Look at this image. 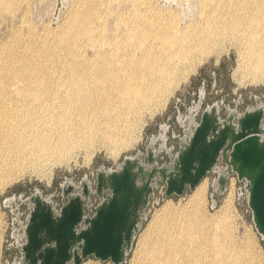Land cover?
<instances>
[{
	"label": "rangeland",
	"instance_id": "obj_1",
	"mask_svg": "<svg viewBox=\"0 0 264 264\" xmlns=\"http://www.w3.org/2000/svg\"><path fill=\"white\" fill-rule=\"evenodd\" d=\"M85 1L67 0L66 7L63 8V0H20L15 9H6L0 14V47L26 49L27 41L35 43L38 49L44 48V53L46 51V59L49 60L47 66H50L53 77L60 74L67 78L70 65L74 66L83 61L95 62L103 54L111 56L112 53L118 52V47L125 38V33L120 32V28L133 25L143 11L147 14L152 8L161 12L163 10L161 30L170 28L179 33H186L210 16V10L205 11V6L210 0H196V6L192 5L195 0H187L192 8L196 7L197 13L194 17H188L183 26V11L171 5L163 8L160 6V0H99L100 10L93 16L95 23L89 33L90 38L87 41L72 39L66 44L65 34ZM178 2L185 4V0ZM210 2L211 6L216 3L214 0ZM230 3L237 6L241 4L237 3V0H231ZM117 10H122V15L121 11L117 13ZM184 13L187 11L184 10ZM236 15L241 25L238 30L227 29L222 39L208 44L202 55L200 49L196 48L193 50L191 61L175 63L177 57L170 58V61L166 62L169 64L168 71L162 72L156 80L146 85L145 98L134 96L132 106L124 107L119 113L112 112L116 128L106 129L107 137L100 135L96 141L92 140L82 147L72 145V149L59 159H43L34 167L31 163L23 170L17 171L7 186L0 188V264L19 263L22 257L20 246L23 230L21 229L17 236L14 235L13 221L18 217L13 214L11 207L5 206L6 201L15 199L20 223L25 226L30 210L24 200L36 192H40L60 210L64 184L73 183L79 186L84 178H88L95 188L98 170H115L126 157L135 156L140 151L145 153L153 140L156 141V151H159L163 144L162 137L165 135L167 148L176 154L180 140L185 135L179 118L184 119L192 115L200 121L202 113L215 104L220 107L223 119L232 110L244 113L248 109L264 105V69L254 72L256 56L250 52L252 42L255 41L251 33L254 26L246 13L239 12ZM109 24L115 25L112 28ZM119 38L121 40L118 42ZM102 40L106 43L105 46ZM88 46L89 49L85 48ZM180 53L181 50L178 54ZM165 58L164 55L158 63H164ZM41 66L38 64L39 69ZM62 67L65 69H61ZM201 101V108L197 112ZM101 117L102 114L97 109L99 121ZM128 133L132 135L129 147L120 149L113 146L111 138L119 135L125 138ZM52 140L55 143L57 136ZM8 149V146L0 143L2 156L8 153ZM159 162L169 163L171 159L166 152H162L159 153ZM217 177V173L209 175L194 191L187 190L182 197L175 196L163 200L165 189L156 190L144 224L125 264H202L198 256H193L192 252L188 254V248L201 243L198 238L200 234L205 235L203 242L207 249L210 245L219 247V241L224 235L232 237L233 242H237V247L229 248L234 254L230 264H264V240L255 229L245 192L239 195V190H243L244 184L233 177L227 191L222 194L212 187ZM200 191L202 197L199 196ZM99 201V198L93 195L92 203L97 205ZM201 218H204V222ZM84 264L112 263L90 258Z\"/></svg>",
	"mask_w": 264,
	"mask_h": 264
},
{
	"label": "bare ground",
	"instance_id": "obj_2",
	"mask_svg": "<svg viewBox=\"0 0 264 264\" xmlns=\"http://www.w3.org/2000/svg\"><path fill=\"white\" fill-rule=\"evenodd\" d=\"M19 1L0 0V14L6 9H15ZM63 1L64 8L67 0ZM98 1L86 0L83 3L82 9L65 34L64 43L69 44L72 39L87 41L90 38L89 33L95 23L93 16L100 10ZM210 1L208 2L212 5ZM214 1L216 3L213 6L209 3L206 4L207 7L205 6V11L210 10L209 18L186 33L184 31L179 33L170 28H163L162 31L163 10L161 12L157 8H152L147 14L143 11L133 25L127 28L124 26L125 29L120 28V32L125 33V38L118 47V52L112 53L111 56L103 54L95 62L83 61L74 66L70 65L68 70L70 74L67 78L60 74L53 77L50 66H47L49 60L46 59L48 57L46 51L44 53V48L38 49L35 43L27 41L26 49L1 46L0 143L8 146L9 151L3 155L8 158L0 154V188L7 186L17 171L23 170L31 163L34 167L43 159H59L72 149L70 148L72 145L82 147L98 139L100 135L107 137L106 129L116 128L112 112L119 113L124 107L132 106L134 96L145 98L146 85L156 80L162 72L168 71L169 64L166 62L170 61V58L177 57L175 63L191 61L193 50L196 48L200 49L202 55L208 44L222 39L227 29L238 30L241 25L236 14L239 12L246 13L254 26L251 33L255 41L252 42L253 47L250 49L256 56L253 70L255 73L263 70L264 0H237V3H241L239 6L230 3L231 0ZM196 4L195 0L192 5ZM170 5L183 11L182 26L188 17H194L197 13L196 7L192 8L187 0L184 5L179 4L178 0H160V6ZM184 10L187 13H184ZM120 11L122 15L123 12ZM109 25L112 27L115 24ZM55 31L57 33V29ZM120 40L121 38L118 42ZM180 50L181 53L178 54ZM161 52L164 54L161 55ZM164 55L166 56L164 63H158ZM38 64L42 65L40 69ZM50 64L52 66V63ZM97 109L102 114L100 121L97 118ZM55 135L57 140L54 143L52 138ZM111 139L113 146L123 149L131 145L132 135L128 133L125 138L119 135ZM199 196L202 197V191L199 192ZM201 221L204 222V218H201ZM198 238L201 243L188 248V254L192 252L193 256H198L202 264L233 262L234 254L229 248L235 249L237 242L234 243L232 237L224 235L219 241L221 243L219 247L210 245L208 249L203 242L205 235L200 234Z\"/></svg>",
	"mask_w": 264,
	"mask_h": 264
},
{
	"label": "water",
	"instance_id": "obj_3",
	"mask_svg": "<svg viewBox=\"0 0 264 264\" xmlns=\"http://www.w3.org/2000/svg\"><path fill=\"white\" fill-rule=\"evenodd\" d=\"M179 121L185 135L176 154L167 148L165 135L159 151L153 140L145 153L126 157L115 170H98L95 188L88 178L79 186L64 184L60 210L36 192L24 200L30 210L26 226L20 223L15 199L6 201L18 217L14 235L24 232L22 257L15 264H84L90 258L125 264L156 190L165 189L163 200L182 197L213 173L218 177L212 187L222 194L233 177L244 184L239 195L245 192L255 229L264 240V105L244 113L232 110L223 119L215 104L200 121L192 115ZM162 152L171 162H159ZM93 195L100 200L97 205Z\"/></svg>",
	"mask_w": 264,
	"mask_h": 264
},
{
	"label": "flooded vegetation",
	"instance_id": "obj_4",
	"mask_svg": "<svg viewBox=\"0 0 264 264\" xmlns=\"http://www.w3.org/2000/svg\"><path fill=\"white\" fill-rule=\"evenodd\" d=\"M186 118H187V117H186ZM186 118L182 119V121H184ZM10 200H11V199H10ZM10 200H9V201H10ZM25 226H26V225H25ZM21 240H22V244H24V243H25L24 232H23V236H22V239H21ZM20 244H21V243H20Z\"/></svg>",
	"mask_w": 264,
	"mask_h": 264
}]
</instances>
